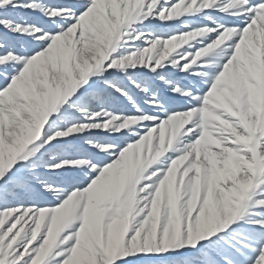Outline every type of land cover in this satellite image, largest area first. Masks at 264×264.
<instances>
[{
    "label": "snow or ice",
    "instance_id": "snow-or-ice-1",
    "mask_svg": "<svg viewBox=\"0 0 264 264\" xmlns=\"http://www.w3.org/2000/svg\"><path fill=\"white\" fill-rule=\"evenodd\" d=\"M0 264H264V0H0Z\"/></svg>",
    "mask_w": 264,
    "mask_h": 264
}]
</instances>
